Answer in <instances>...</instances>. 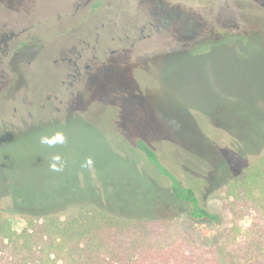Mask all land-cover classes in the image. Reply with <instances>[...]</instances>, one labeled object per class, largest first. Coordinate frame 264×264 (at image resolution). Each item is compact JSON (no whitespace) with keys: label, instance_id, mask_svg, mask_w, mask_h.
I'll return each instance as SVG.
<instances>
[{"label":"rangeland","instance_id":"rangeland-1","mask_svg":"<svg viewBox=\"0 0 264 264\" xmlns=\"http://www.w3.org/2000/svg\"><path fill=\"white\" fill-rule=\"evenodd\" d=\"M163 1L193 17L196 35L160 34L142 0H0L3 29L37 44L0 68V213L11 214L13 230L28 220L13 211L11 182L35 190L37 212L64 215L75 201L96 202L118 216L171 219L197 246L223 240L227 180L264 150V0ZM69 35L80 37L85 78L64 95L72 79L61 86L52 74ZM56 131L65 144L40 143ZM137 138L195 186L221 223L190 218L168 179L149 171ZM54 154L62 172L49 167ZM88 157L93 167H81Z\"/></svg>","mask_w":264,"mask_h":264},{"label":"trees","instance_id":"trees-1","mask_svg":"<svg viewBox=\"0 0 264 264\" xmlns=\"http://www.w3.org/2000/svg\"><path fill=\"white\" fill-rule=\"evenodd\" d=\"M136 142L149 171L165 176L188 204L190 218L221 223V214L202 203L195 186L182 183L146 141ZM10 190L13 211L28 221L21 231L13 230L6 216L11 214L0 213V264H264V150L227 180L230 226L213 248L193 244L168 218L118 216L88 201H75L68 214L41 213L33 205L35 190L18 192L12 182Z\"/></svg>","mask_w":264,"mask_h":264},{"label":"flooded vegetation","instance_id":"flooded-vegetation-1","mask_svg":"<svg viewBox=\"0 0 264 264\" xmlns=\"http://www.w3.org/2000/svg\"><path fill=\"white\" fill-rule=\"evenodd\" d=\"M142 2H144V5H146L147 9L150 10L149 13H151V16H156V18L154 17V19L156 22L158 20V24L153 23L152 20H149L148 23L151 28H158L157 30L160 34H162L163 32L164 35L168 36H172L173 34L176 39H181L183 36L185 38L193 37L198 32L197 26H193V17L183 14L179 8L180 5H171L170 3L164 2L163 0H142ZM158 6H160L159 11H156V7ZM160 11L162 12L161 15L157 16V12L159 13ZM6 27V23L2 25L0 23V68L4 65L5 58H9L13 55L15 56V54H18V51H21L22 49H29L33 45H37H29L28 43H26V41H20L18 37L19 33L7 32L3 29ZM79 38L71 35L63 38L62 41L59 42L60 45L56 50V53L61 56L60 59H62V61L60 62V65H54L55 69L52 74L54 80L57 79V81L61 83V86H65L66 82H68L66 80L68 78L72 79L69 82L70 85L68 87H65L68 90L65 89V91L63 92L64 95L65 92H69L70 88H73V92L79 90V84L77 85V87H75L74 81L82 82L85 78L84 71L82 70L83 54L82 52H79L77 50V46L81 42ZM21 45H23L24 47L22 48ZM72 57H75L77 60L74 61ZM88 58L90 59V56ZM86 67L88 68L89 66L86 65ZM0 77L3 78L1 69ZM0 82H2V80ZM46 88L50 93V86H46ZM48 99H50V96H48ZM59 102L62 104L65 103L64 99L60 100ZM42 106L46 108L45 104ZM48 109L50 113V107ZM56 110L57 113L61 112V108L59 106L56 108ZM28 114H31V112Z\"/></svg>","mask_w":264,"mask_h":264},{"label":"clouds","instance_id":"clouds-1","mask_svg":"<svg viewBox=\"0 0 264 264\" xmlns=\"http://www.w3.org/2000/svg\"><path fill=\"white\" fill-rule=\"evenodd\" d=\"M40 143L42 145H46L48 147H53L57 144L63 145L66 143L65 134L62 131H56L51 135H42L40 137ZM94 161L91 157L85 159V161L81 164L83 168H91L93 167ZM64 161L60 154H54L51 157V161L49 167L54 172H60L64 169Z\"/></svg>","mask_w":264,"mask_h":264}]
</instances>
